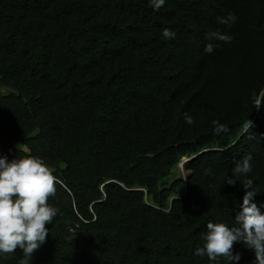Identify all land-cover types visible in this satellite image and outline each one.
<instances>
[{"label":"trees","instance_id":"trees-1","mask_svg":"<svg viewBox=\"0 0 264 264\" xmlns=\"http://www.w3.org/2000/svg\"><path fill=\"white\" fill-rule=\"evenodd\" d=\"M0 155L57 177L28 264H231L196 250L209 221L236 226L246 179L264 203V0H0Z\"/></svg>","mask_w":264,"mask_h":264},{"label":"clouds","instance_id":"clouds-1","mask_svg":"<svg viewBox=\"0 0 264 264\" xmlns=\"http://www.w3.org/2000/svg\"><path fill=\"white\" fill-rule=\"evenodd\" d=\"M155 9L160 8L165 0H149ZM236 16L228 14L222 23L235 22ZM164 38H172L175 33L162 29ZM216 39L230 42L229 34H216ZM205 51L211 53L213 45L207 44ZM188 124L192 117L184 114ZM250 123V122H249ZM216 134L227 131V127L213 121ZM251 155L243 157L233 169L232 175L225 178L228 185L234 186L240 176L251 172ZM57 177L51 168L38 156L26 155L11 160L7 155H0V255L13 253L17 247L22 250L24 259L21 264H28L34 250L46 240L50 224L57 215V209L48 203V198L56 192ZM224 182V183H225ZM244 189L239 210L234 217L235 225L229 227L224 223L209 221L204 236V245L196 250L197 255H207L215 260L219 256L226 257L231 264H238L239 252L233 251L235 242L242 243L254 253V264H264V203L258 205L254 197V182L246 179L241 183Z\"/></svg>","mask_w":264,"mask_h":264},{"label":"rangeland","instance_id":"rangeland-1","mask_svg":"<svg viewBox=\"0 0 264 264\" xmlns=\"http://www.w3.org/2000/svg\"><path fill=\"white\" fill-rule=\"evenodd\" d=\"M1 93L4 94V95H8L10 93H13L12 90H9L7 88H4L1 90ZM191 159H184L182 161V163L179 165V168L177 171H175V175L173 178H177V179H181V178H186V176L188 175V173L184 170V166L185 164H187L188 162H190ZM180 171V172H179ZM183 193V192H182Z\"/></svg>","mask_w":264,"mask_h":264},{"label":"bare ground","instance_id":"bare-ground-1","mask_svg":"<svg viewBox=\"0 0 264 264\" xmlns=\"http://www.w3.org/2000/svg\"><path fill=\"white\" fill-rule=\"evenodd\" d=\"M192 160V159H191Z\"/></svg>","mask_w":264,"mask_h":264}]
</instances>
